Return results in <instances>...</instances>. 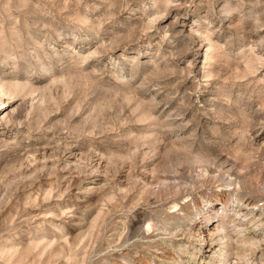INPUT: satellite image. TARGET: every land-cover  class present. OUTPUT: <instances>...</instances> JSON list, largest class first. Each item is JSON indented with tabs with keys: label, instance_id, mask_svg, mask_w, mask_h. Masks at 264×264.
Returning <instances> with one entry per match:
<instances>
[{
	"label": "rangeland",
	"instance_id": "obj_1",
	"mask_svg": "<svg viewBox=\"0 0 264 264\" xmlns=\"http://www.w3.org/2000/svg\"><path fill=\"white\" fill-rule=\"evenodd\" d=\"M220 199L264 264V0H0V264H198Z\"/></svg>",
	"mask_w": 264,
	"mask_h": 264
},
{
	"label": "bare ground",
	"instance_id": "obj_2",
	"mask_svg": "<svg viewBox=\"0 0 264 264\" xmlns=\"http://www.w3.org/2000/svg\"><path fill=\"white\" fill-rule=\"evenodd\" d=\"M219 204L223 205L221 213L224 212V214L221 215L220 218H218L217 220L216 219L211 220L209 218L208 220H206V222L204 224H199V226H198V232H197L196 236H198L199 243L203 246L202 249H204L200 253L201 258H200V262H198V264H230V262H229L230 260H229L228 256H229L231 248L233 246L232 244L235 241L237 243H240L241 246H240V248H238L236 250L237 260L233 264H245V263H242V261H243L242 259L245 258L246 256H248V254H246V252L252 251V250L257 251V249H258L257 248L258 242H257L256 237H254V238L249 237L250 232L253 231L252 228H250L252 224L250 225V227H246L248 222H247V218L245 219V216H244L245 214L244 215L240 214L239 217L233 219L231 217V215L229 214L230 209L229 210L227 209V207H228L227 203L223 202L220 199ZM238 209H239V207L237 206L231 210L237 211ZM219 212H220V210H219ZM238 212H241V209H239ZM249 213H250V215L253 216V218L258 216L257 215L258 212H256V210H254V209H251ZM260 222H259V224H260ZM168 231H170V230H168ZM232 232L237 233V235L234 236V234H232ZM253 232L256 233L257 231L254 230ZM252 235H254V234H252ZM198 238H197V241H198ZM234 238H236V240H233ZM262 238H264V236H262ZM260 239H261V237H260ZM259 244H261V242ZM261 250H262V248H261ZM258 251H259V249H258ZM188 254L191 257V261L192 260L193 261L198 260L196 257V253H195V255L193 253H190V252ZM253 256H255V255H253ZM262 260H264V259H262ZM187 264H189V263H187ZM252 264H255V261H253Z\"/></svg>",
	"mask_w": 264,
	"mask_h": 264
}]
</instances>
